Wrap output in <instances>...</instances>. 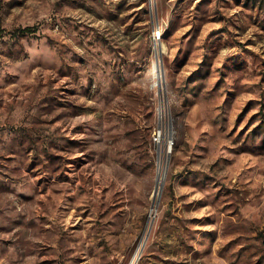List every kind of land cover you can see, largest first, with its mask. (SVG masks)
Returning a JSON list of instances; mask_svg holds the SVG:
<instances>
[{
    "label": "rangeland",
    "instance_id": "374dc122",
    "mask_svg": "<svg viewBox=\"0 0 264 264\" xmlns=\"http://www.w3.org/2000/svg\"><path fill=\"white\" fill-rule=\"evenodd\" d=\"M0 264H264V0H0Z\"/></svg>",
    "mask_w": 264,
    "mask_h": 264
},
{
    "label": "built area",
    "instance_id": "2783aa9c",
    "mask_svg": "<svg viewBox=\"0 0 264 264\" xmlns=\"http://www.w3.org/2000/svg\"><path fill=\"white\" fill-rule=\"evenodd\" d=\"M154 39H155V32L153 35ZM166 137H167V128L166 126L161 122L155 129L153 132V142L156 145H160L163 143V141H166ZM165 144L169 145L170 148L173 147V143L171 141H168L167 143L165 142Z\"/></svg>",
    "mask_w": 264,
    "mask_h": 264
},
{
    "label": "bare ground",
    "instance_id": "6f19581e",
    "mask_svg": "<svg viewBox=\"0 0 264 264\" xmlns=\"http://www.w3.org/2000/svg\"><path fill=\"white\" fill-rule=\"evenodd\" d=\"M162 51H164V50H162ZM156 52H157V49H156ZM155 64H156V62H155ZM155 67L157 69V73H158V77H159V82H161V78L163 77V70L160 67V62ZM165 146H167V152L168 153L171 152L172 148H170L169 145H167V144H165Z\"/></svg>",
    "mask_w": 264,
    "mask_h": 264
},
{
    "label": "trees",
    "instance_id": "16d2710c",
    "mask_svg": "<svg viewBox=\"0 0 264 264\" xmlns=\"http://www.w3.org/2000/svg\"><path fill=\"white\" fill-rule=\"evenodd\" d=\"M34 30H32V29H30V28H27V29H25L24 31H23V33H25V32H33Z\"/></svg>",
    "mask_w": 264,
    "mask_h": 264
},
{
    "label": "water",
    "instance_id": "95a60500",
    "mask_svg": "<svg viewBox=\"0 0 264 264\" xmlns=\"http://www.w3.org/2000/svg\"><path fill=\"white\" fill-rule=\"evenodd\" d=\"M158 193V189L155 190V194Z\"/></svg>",
    "mask_w": 264,
    "mask_h": 264
}]
</instances>
